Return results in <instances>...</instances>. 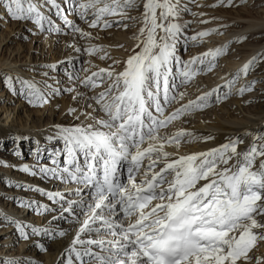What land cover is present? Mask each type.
Here are the masks:
<instances>
[{
  "label": "snow or ice",
  "instance_id": "snow-or-ice-1",
  "mask_svg": "<svg viewBox=\"0 0 264 264\" xmlns=\"http://www.w3.org/2000/svg\"><path fill=\"white\" fill-rule=\"evenodd\" d=\"M62 4L73 9L88 28L115 24L127 29L129 25L123 21L136 19L127 10L137 7V0H0L7 19L31 21L42 33L60 32L49 15L54 11L73 38L79 35L81 39H93L91 32L68 19ZM217 5L233 6V0H216L208 6ZM142 7L140 27L122 61L112 59L100 44L84 48L68 45L76 53L103 52L100 59H112V64L83 78L79 71L68 73L70 80L79 79V84L90 91L104 84L106 87L92 96L74 88L64 89L75 92L73 101L83 97L91 109L69 107L65 115L73 121L83 116L92 123L54 125L55 134L47 139L61 140L63 151L50 153L51 167L39 166L41 174L76 185L66 192L47 193L49 200L60 204L62 216L66 214L64 218L76 225L65 249L67 256L58 264H264V254H255L264 246V135H254L244 152L237 151L243 141L232 138L207 151L179 154L182 144L213 137H197L184 128L168 131L176 121L209 107L213 94L215 103L232 94L239 73L226 81V93L221 94L217 86L185 99L189 83L199 71H211L230 42L182 60L176 45L190 22L182 25L176 21L182 12L191 11L188 3L143 0ZM215 31L205 29L183 39L185 44L189 40L202 43ZM258 60H264V54L251 57L240 72L247 74ZM65 62L74 66L71 56L60 63ZM43 67L55 70L56 64ZM89 71L83 68V72ZM42 75L47 77L48 72ZM0 79L10 86L13 95L24 97L29 104L42 105L48 96L61 94L60 88L46 81L41 88L34 80L11 73H4ZM255 83L241 85L236 94L252 91ZM96 112L101 115L95 116ZM169 147L175 151H168ZM36 152L39 155V149ZM61 155L62 165L57 160ZM121 165H127L125 180L121 179ZM22 170L35 174L28 165ZM34 203L23 206L32 207ZM35 210L48 209L41 204ZM12 222L20 237L28 239L27 226ZM41 231L49 237L65 235L62 230L32 228L34 235ZM36 246L43 249V245Z\"/></svg>",
  "mask_w": 264,
  "mask_h": 264
},
{
  "label": "rangeland",
  "instance_id": "rangeland-1",
  "mask_svg": "<svg viewBox=\"0 0 264 264\" xmlns=\"http://www.w3.org/2000/svg\"><path fill=\"white\" fill-rule=\"evenodd\" d=\"M78 0H76L77 2ZM35 2V0H34ZM60 2V0H58ZM188 3V7L190 8V12H182L177 19V23L185 24L187 23V27L183 29V35L179 42L176 45L177 53H180L179 56L182 60H187L189 57L193 56L192 50L195 49L200 50L203 48V46L211 45L212 43H217L219 41V38L222 39L221 42H230L228 43V49L225 54H222L221 56L216 58L215 65L212 67L211 71L204 72L199 71L197 75L194 77L193 81H195L196 84H199V74L201 73L205 78L212 75L214 78V83H216L218 86H220V93H226L228 92V88L225 87L226 81L228 78H218L220 75L216 70L220 65H226L227 62L232 61V57L234 55L236 57H239V50H241V47H244L245 44L251 43L254 41H259V36L257 33L264 29L263 27H260L258 29H252L250 27L248 28H242L243 25H247L250 22L254 21H261L262 24H264V14L261 13L263 7H264V0H233V6H223V5H217L216 7H209L208 5H212L216 3V0H195V3L190 2V0H181V4ZM143 1L137 0V7L127 10L128 14L132 17H136L135 20H124L123 23H127L129 27L127 29L123 28V26H116L113 24L112 27L109 28H88L87 24L82 21L79 16L75 14L73 9L69 8L68 5L62 4V7L66 9V14L68 16V19L72 20L76 25H79L82 29L91 32L93 39H81L79 38V35H76L75 38L78 40L80 39L82 42L78 43V46L81 48H84L85 46H89L92 44H100L103 45L106 49V51L109 53V55L112 57V59H118L123 60L127 57V54H129V50L131 49V45L126 42V40H121V38H118V35L123 34V36L131 37L133 36V33L137 32L140 20L142 14V7ZM197 5H203L202 7H197ZM262 6V7H261ZM142 8V9H141ZM261 8V9H260ZM260 9V11H259ZM204 13L203 16L199 15V13ZM260 12V13H259ZM195 13L196 15H193ZM259 13V14H258ZM50 15V14H49ZM54 20V23L56 26L61 28L60 32H50V33H42L37 29V27L31 22V21H15L10 20L5 17L4 11L2 8H0V17H3L0 19V77L3 76L4 73H11L13 76H23L20 71H18L20 68L24 71L23 78L25 79H33L36 82H39L41 88H45V81L48 85H51L53 88H60L61 94L58 96H48L47 103L44 104H29L27 103L26 99L24 97H21L19 95H13L9 91V85L4 83L2 79H0V118L5 116V110L8 109L11 112V115L8 119L9 124L14 125H20L24 124L25 120H27V127L30 126V131H37L38 127H33L32 124L35 123L37 125L44 123L43 129L47 127V117L50 112L52 113L51 121L54 119H57L59 116V119L63 118L64 121L69 122L70 124H74L76 121H73V119L70 116L65 115L67 110H64L61 113V108L65 103L75 104L77 107H81L79 109L83 111H91L87 107V104L83 97H80L76 101H73L72 96L75 95V92H81L86 93L88 96L89 94H93L96 92H99L103 87H106V84L101 85L99 88L95 90H88L82 87L79 84V79H73L70 80L68 77V73L71 72L73 75L79 71L80 78H83L84 75L90 74L92 70V67L97 65L95 61H100L105 66H109L112 64V59H100V56L103 55V52L96 53V54H86V53H76L74 52L72 47H69L68 45L73 44L72 42H69L73 38V34L70 30L64 28V23L61 17H58L56 15ZM263 16V17H262ZM52 18V17H51ZM91 10H89V22L91 19ZM110 20L119 19V17H106ZM247 19V20H246ZM252 19V21H251ZM53 20V19H52ZM139 20V21H138ZM207 21L206 23H201V21ZM250 20V22H248ZM223 26V27H221ZM47 27V25H46ZM217 29L215 32H211L208 36L203 38L202 43H193L192 41H188L187 44H185L183 36H191L195 32H199L205 29ZM232 32L231 34L229 33ZM133 32V33H132ZM228 34V35H227ZM257 35V36H256ZM72 36V37H71ZM211 36V37H210ZM226 36V38H225ZM240 36H244L245 39L239 40L238 38ZM121 37V36H119ZM49 39L48 41H52V46L47 42L45 43V40ZM79 40V41H80ZM210 43V44H209ZM83 44V45H82ZM264 44V40L261 43ZM66 45V46H64ZM115 45H122L123 47H115ZM67 50H70V53L74 54L73 56V65L70 66L68 63H60L61 61H66V49L64 50V47ZM241 46V47H240ZM62 48V49H61ZM247 48V47H244ZM237 49V51H236ZM128 51V52H126ZM207 51V50H206ZM200 54L198 51L195 55ZM257 54H264V47L258 48L253 56ZM232 56V57H231ZM56 60L52 61V58H55ZM231 59H230V58ZM89 61V64L85 65L84 61ZM15 62V63H13ZM111 62V63H110ZM6 63H10L11 65ZM5 64V65H4ZM48 64H56V69L51 70L44 68V65ZM243 63L235 66L232 69V73H239L244 76L245 79H248L247 82L239 85V78L242 77L239 76L237 81L235 82L234 87L232 88V94L227 96L226 99H222L219 103H215L213 105L210 104L209 107L202 111L198 112H205L209 109L215 108V111H220L223 103L227 104V108L230 109V111L234 112L232 113L234 116H238L239 118L242 117L243 111L241 110L240 103H237L236 101H233L234 98H242V96L249 94V92H245L243 95H237L236 90L241 86L251 81H257V71L258 68L254 69V66L260 67L264 66V60H258L257 63L252 66L247 74H244L243 72H240V69L242 68ZM89 68V72L85 73L83 72V68ZM253 68V69H252ZM35 69V71H33ZM47 71L48 76L44 77L42 75V72ZM173 72H175V67H173ZM252 73L254 75L250 76ZM252 77V78H251ZM255 77V79H254ZM192 81V82H193ZM220 83V84H219ZM191 85V82L189 83ZM206 83H201V85L205 86ZM256 84L253 85L255 87ZM16 88H19V85H16ZM66 88H74L75 92H67L64 91ZM253 89V88H252ZM189 90L186 87V91ZM45 91H48L45 89ZM19 99V100H18ZM254 100V97L253 99ZM252 100H249L246 104L249 107H252L254 105V102ZM62 101H64L62 103ZM55 104H52L54 103ZM231 102V103H229ZM88 103H90L88 101ZM230 104V105H229ZM15 108V110H14ZM238 108V109H237ZM235 109V110H234ZM213 110L210 111V114L212 116V121H215L218 124L223 125V122L219 120L216 115L213 113ZM224 114L229 115V112H225L226 110L222 109ZM237 111V112H236ZM42 112L46 115L45 118L41 120L38 116L42 114ZM213 114H212V113ZM242 112V113H241ZM40 113V114H39ZM97 113H94L95 116H97ZM13 118V119H12ZM191 119L186 121V124H188ZM208 121V120H207ZM83 123L85 120L82 121ZM264 125V123H263ZM19 126H17V129ZM187 130L192 131L193 129ZM53 135L55 132L52 133ZM264 134V130H263ZM262 134V135H263ZM31 139V138H30ZM43 139V137H42ZM15 139L8 140L5 144H0V168H5L7 165L16 164V165H28L32 169H39L40 165H45L51 167V155L50 153H55V147H50L51 145L44 144L42 141L43 149L41 152H39V155H37V146L34 148L33 141L31 139L30 143H27V148L23 145L20 146L19 150H16V147L19 143L15 144ZM197 144V139L192 140L188 144H182L181 148L185 149L188 147H193ZM217 147V146H216ZM169 150V149H167ZM63 149H61V152ZM58 159L63 158V156L57 157ZM4 173V169L0 170V174ZM59 181V180H57ZM60 182V181H59ZM31 184V182L29 183ZM72 188H75L74 186ZM65 189H60V192H66ZM87 192V189H85ZM7 194L0 193L1 198V204L4 206H7L8 209L10 208V205L8 204V200L6 197ZM11 196V195H10ZM30 198H35L32 195H28ZM5 197V198H4ZM50 200L47 199L46 202H44V205H49ZM40 204L39 202H36L32 205V207H26L23 206L21 210H25L23 214H32L34 217L39 216L40 212H37L36 206ZM61 207V206H60ZM16 209L15 211H18L20 209ZM20 210V211H21ZM8 212L1 211L0 208V264H12L13 261L17 262V264H31L32 261H35L36 264H44L45 258H44V250L41 248L34 249V253L32 257L25 259L24 257H17L12 259L10 256L11 253L16 252L17 246L20 244V238H15L14 234H12V230L15 228V225H11V219L7 218ZM2 215V216H1ZM5 217H4V216ZM15 216V214H13ZM36 218V217H35ZM65 221H63L64 223ZM70 221L66 222L67 228H72L70 226ZM10 224L11 227H8L7 225ZM8 227V228H7ZM53 229V228H52ZM28 228H26V231ZM28 232V231H27ZM6 239V240H4ZM33 247V245L30 246V248ZM48 249V247H47ZM30 251L31 249L28 248ZM64 251V250H63ZM8 252V255L6 253ZM62 258V257H61ZM54 264H58V261Z\"/></svg>",
  "mask_w": 264,
  "mask_h": 264
},
{
  "label": "bare ground",
  "instance_id": "bare-ground-1",
  "mask_svg": "<svg viewBox=\"0 0 264 264\" xmlns=\"http://www.w3.org/2000/svg\"><path fill=\"white\" fill-rule=\"evenodd\" d=\"M143 1V0H141ZM77 2H80L78 0ZM262 7V6H261ZM142 9V8H141ZM261 9V8H260ZM259 9V11H260ZM143 11V10H142ZM260 13V12H259ZM258 13V14H259ZM262 14H264V7L261 11ZM54 20L55 19V12L49 13ZM263 17V16H262ZM141 21V17L139 18ZM138 20V21H139ZM247 20V19H246ZM252 21V19H251ZM250 22V20H248ZM55 24V23H54ZM264 24H262L261 21H252L247 25H243L242 28H252V29H258L260 27H263ZM140 27V25H139ZM249 29V28H248ZM133 33V32H132ZM135 33V32H134ZM133 33V34H134ZM231 34L232 32L229 31ZM228 35V34H227ZM259 36V41H254L251 43H247L244 45V47H241V50H239V57H232V61L227 62L228 64L220 65L218 68H216L215 71L219 73L220 79L222 78H228L229 79L235 75L236 73H232V69L235 66L242 64L243 65L251 58L253 57L254 52L260 48L264 47V44L262 45V41L264 40V29L259 31L257 33ZM256 35V36H257ZM121 36V37H119ZM72 37V36H71ZM133 36L128 37V36H123V34L118 35V38H121V40H126L129 45H133ZM211 37V36H210ZM80 38V37H79ZM226 38V36H225ZM49 39L46 38L45 43H49L50 46H52V41H48ZM80 40V39H79ZM78 38L71 39L69 42H72L73 44L78 46L79 42H82L81 40L79 41ZM83 40V39H82ZM87 40V39H86ZM222 39L219 38V41L217 43H212L211 45L208 46H203L202 49L197 50L195 49L194 51L192 50L193 56L199 51L200 53L205 52L206 50L209 49H214L217 46H222L224 45V42H221ZM85 42V41H84ZM82 42V43H84ZM210 44V43H209ZM83 45V44H82ZM66 46V45H64ZM63 46V47H64ZM62 49V48H61ZM64 50L66 49L65 47L63 48ZM237 51V49H236ZM128 52V51H126ZM66 57H73L74 54L70 53V50L65 51ZM180 53H177L179 56ZM128 55V54H127ZM230 58V57H229ZM231 59V58H230ZM56 60L55 58H52V61ZM74 62V60H73ZM97 65L92 67V70H95L97 68H104L107 67L100 61H95ZM15 63V62H13ZM111 63V62H110ZM10 63H6V65ZM5 65V64H4ZM255 65V64H254ZM253 65V66H254ZM258 68L257 71V81H256V86L253 87L252 91H249V94L242 96V98H234L233 101H236L237 103H240L241 110L243 111V115L241 118L238 116H234L232 111H230L229 108H227V104L223 103L220 111H215L213 109H209L205 112H195L194 114L186 117L185 119L176 121L169 129V132H174L180 128H188V129H193L192 132L195 136L197 137H204V136H212L213 139L211 140H203V139H197V144L193 147H188L185 149H182L180 147L179 149V154H187L189 152H201V151H207L208 149L215 148L216 146H219L228 140H231L232 138H238L239 140L243 141V143L238 144L237 146V151L238 152H244L248 149L249 145L252 143L253 136L254 135H262L263 130H264V66H254V69ZM253 69V68H252ZM257 70V69H256ZM18 71L24 76L25 74L22 68H20ZM242 74H239L241 76ZM254 75L252 73L250 76ZM21 76V77H23ZM199 84H196L195 81L191 82V85L189 84L187 88V96L185 99L189 98H194L196 95H199L201 92H206L209 91L213 88H216L218 85L214 83V78L211 76L205 78L202 77L203 75L200 73L199 74ZM25 77V76H24ZM252 78V77H251ZM228 79V80H229ZM255 79V77H254ZM29 80H33L32 78ZM239 85L244 83L245 81L247 82L248 79H245L244 76L239 78ZM36 82V81H35ZM38 86L41 84L39 82H36ZM201 83H206L205 86L201 85ZM220 84V83H219ZM220 90V88H219ZM89 94V96L94 95ZM254 97V100H252ZM19 100V99H18ZM249 100H252L254 102V105L252 107L247 106V102ZM215 94H213L212 97V102L213 105L215 104ZM64 101H62L63 103ZM91 103V101H89ZM212 102L210 104H212ZM231 103V102H229ZM52 104H55L52 103ZM230 105V104H229ZM69 107H75L77 109L81 107H77L75 104L65 103L62 108H61V113L64 110H67ZM226 110L225 112H229V115L224 114L222 112L223 110ZM238 109V108H237ZM15 110V108H14ZM81 110V109H79ZM89 110H91L89 108ZM213 110V113L216 115V117L223 122V125L216 123L215 121H212V116L210 114V111ZM235 110V109H234ZM86 111V110H85ZM11 111L8 109L7 111L5 110V116L0 118V144L3 145L5 144L8 140L10 139H15V144L19 143L16 147V150H19L20 146L23 145L24 147L27 148V143L33 141L34 148L37 146V149H39V152H41L43 149L42 146V141L44 144L51 145L50 147H55V152L57 150L63 149V142L59 139H52L49 140L47 139L48 136L53 135L52 133L55 132L54 125H63V126H70L71 124L67 121H64L63 118L59 119V116L57 119H54L51 121L52 118V113L48 114L46 116L43 112L41 115L38 117L41 118L42 121L45 116L47 117V127L42 128L44 126V123H41L39 125L33 123V127H38L37 131H30L29 127H27V120H25L24 124L20 125H14V124H9L8 119L11 115ZM237 112V111H236ZM212 113V112H211ZM212 113V114H213ZM40 114V113H39ZM45 115V116H44ZM101 113H97V116H100ZM43 117V118H42ZM72 118V117H71ZM13 119V118H12ZM191 119L188 124H186V121ZM84 119L83 116L80 117L79 121H76L75 123H81ZM208 120V121H207ZM84 123H92L91 120H88ZM17 126L19 128L17 129ZM264 135V134H263ZM43 137V139H42ZM31 138V139H30ZM168 151H175L174 148L169 147ZM58 163L60 165L63 164V158L58 159ZM234 161H230V163H233ZM259 158H257L256 166H258ZM123 170L127 171V165H121ZM23 166L22 165H16V164H11L7 165L5 168H0V170L4 169V173L0 174V193L7 194L8 197H6L8 200V204L10 205V208L8 209L7 206H4L1 204V198H0V208L1 211L5 210V212H8L7 218L11 219L12 221H19L23 225L27 226L28 228V239H23L20 237L19 233L16 232L15 228L12 230V234H14L15 238L19 239L20 238V244L17 246V250L14 253H11L8 255V252L6 255L10 256L12 259L17 258V257H24L25 259L32 257L34 253V249L38 248L36 245L40 244L43 245L44 250V258H45V263L44 264H54L56 260L59 262L60 259L66 258L67 254L65 252V249L70 245L71 240L74 236L75 228L76 225L72 223L69 219L64 218L66 214L62 216L61 210H60V204L59 203H54L53 201L50 200L49 205L47 206V211L41 210L39 216H33L32 214L26 215L23 214L25 210H21L23 205H27L29 202H39L40 204L38 205H44V202L47 201L48 196L47 193L49 192H58L61 188L62 189H68L72 188L73 186L76 187L74 184H64L61 183L53 178L51 176H45L39 172V169H32L35 174H31V172H25L22 170ZM123 175H121L122 178ZM123 179V178H122ZM31 182V184H29ZM19 185V187H17ZM60 192V191H59ZM11 195V196H10ZM28 195H32L35 198H30ZM4 197V198H5ZM23 202V204L21 203ZM35 204V203H34ZM33 205V204H32ZM21 207V209L19 208ZM20 209L18 211H15L16 209ZM26 208V207H25ZM15 214V216H13ZM2 216V215H1ZM4 216V215H3ZM5 217V216H4ZM63 221H65L63 223ZM70 221V226L72 228H67L66 222ZM14 223L12 222L11 225ZM10 224H8V227H11ZM15 225V224H14ZM7 227V228H8ZM32 228H37V229H49L54 232L58 231H64L65 235L63 237L60 236H55L53 235L52 237H49L47 235L43 234V231H41L40 235H34L32 233ZM53 228V229H52ZM6 240V239H4ZM33 245V247L30 248V246ZM48 247V249H47ZM31 249L30 251L28 250ZM64 250V251H63ZM63 254V257H62ZM256 255L259 254H264V246H261L255 253ZM34 256V255H33ZM62 257V258H61ZM31 259V258H30Z\"/></svg>",
  "mask_w": 264,
  "mask_h": 264
}]
</instances>
